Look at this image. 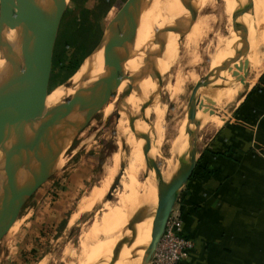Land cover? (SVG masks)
I'll return each instance as SVG.
<instances>
[{"label":"bare ground","instance_id":"1","mask_svg":"<svg viewBox=\"0 0 264 264\" xmlns=\"http://www.w3.org/2000/svg\"><path fill=\"white\" fill-rule=\"evenodd\" d=\"M66 1L67 0H41L37 2L35 6L28 8L25 12L28 33H22L21 40L25 47L32 52L36 60L43 66L45 57L44 54L41 53V49L43 48L45 39L48 38L50 22L54 13H60V11L64 9ZM213 1L214 0H193L199 14L196 16L190 31L184 37V47L191 49L196 48L197 42L202 38H206L211 25L214 24V20L201 15L212 7L214 4ZM240 1L242 2L243 0ZM222 2L224 5L222 14L225 17L224 21L227 35L214 36L215 51L218 52L216 53L214 50L213 52L207 51L206 57L211 62L213 69L216 67L215 65L219 63L225 66L229 65L230 58H234L235 62L230 69L228 67L224 68L220 74L219 80L207 85V89L204 91L205 98L215 87L220 90L219 95L214 96L215 100H213L211 104L207 103V101H205V103L201 102L204 104L200 103L202 105V110L205 109V117L209 115L207 116V120L204 119V122H213L214 126L217 128L222 127L228 119L229 114L224 112L222 108L223 105L231 101L235 95L231 86L235 85L236 81L240 80L246 73L254 72L255 74H260L264 69V0H247L252 18L250 22L252 23L253 21L256 32H253V27H251L249 30L250 43H242L233 53L230 49H225L226 45L230 43L232 39L238 38V33L240 36L245 35L248 27L236 11L237 0H222ZM54 4L55 7H53ZM181 17L182 19H187L188 13L180 6L178 0H152V2L144 8L134 28V35L131 43V60L127 62L125 66L127 75L136 74L141 65L143 54L155 49L153 39L156 31L158 29H163L169 24L172 25L175 23V20ZM249 18L246 16L245 20ZM236 21L237 30L235 29ZM14 34L13 31L6 33L7 40L12 43V46H14V41H16ZM165 38L167 40L166 50L163 57L156 62L154 71H160V73L167 75L179 60L177 49L180 47L181 43L178 42V36L171 33L166 35ZM0 49V110L7 112V105L9 112L11 111L14 93L8 90V87L2 80V74L6 72L10 83H12L13 87L19 89L20 92L26 91L33 81V77L28 73L26 63L24 59L19 56L17 49L8 47L6 42L2 39H0ZM195 50L192 49L191 52ZM102 73L103 57L102 53L98 52L93 55L91 61L88 60L83 63L79 72L69 83L70 85L59 86L49 93L45 92L42 87L38 95L30 99L27 106L28 111H26L34 114H42L45 111H49L68 97L74 95L79 87L96 81ZM154 77L155 74L151 72V74L141 81L137 88L131 91L130 94H124L122 96L124 97L123 100L126 99L125 103L129 107V112L122 116L120 123H117V125L119 124L117 131L119 136L121 135V138L122 136L126 138L128 151L127 168L124 173L125 177L116 193L117 207L115 208L112 204L106 203V206L104 205V210L106 212L102 214L101 217L98 216V218H96L89 230L82 232L79 238L80 256L77 259V264H103L105 260L103 262L102 259L105 257H111L112 259L111 251L114 245L133 228L136 230V238L122 247L116 264H139L145 249H147L151 241V216L156 208L157 198L165 193L167 181H169L176 170L179 169L181 165V152L183 153V149H185L184 141H186V139H184V141L181 139L182 136L177 137L176 135V138L169 142L167 150L168 158L166 159L165 157V159H161L162 161L156 159L163 144L160 130L157 129V120L160 121V111L157 107L161 109L172 102L176 98L175 96L181 93L186 83L195 82L197 84L202 80L193 73L185 74L182 67L173 72V75L168 77L170 78V85L166 84L164 86L162 82L160 87L161 91L159 90V95L160 98L162 96V105L160 104L159 106V103H157V96H155L151 106L145 110L144 115L146 119H150L152 114L155 115V119L149 122H143L140 119L142 109L141 107L140 109L138 108L140 103L147 100L148 97L153 96L158 88ZM251 83L252 82H250V84ZM140 87H148L150 91L143 94L140 92ZM200 100L202 99L200 98ZM208 111H212L211 114H209ZM100 112H102L103 117L106 118L113 112V107L105 106ZM135 132L141 134L153 133L156 136L152 140L149 155L151 154L150 158L153 160L152 162L156 166L158 165L157 173L152 170H147L145 172V163L141 153V145L143 142L137 140ZM179 143L180 148H178ZM196 151H192V156L195 158L198 155ZM120 159L121 157L119 155L114 154L110 161L103 166L104 178L98 185L88 189L78 200L73 214L69 217L68 227L77 224L83 216L87 215V213H89V211L103 198L109 188H111L113 178L120 170ZM61 161L62 159L59 157L52 169L56 170L59 168L62 165ZM141 171L146 173L145 179L142 183H138V176ZM73 254L74 252L71 251V255Z\"/></svg>","mask_w":264,"mask_h":264},{"label":"water","instance_id":"2","mask_svg":"<svg viewBox=\"0 0 264 264\" xmlns=\"http://www.w3.org/2000/svg\"><path fill=\"white\" fill-rule=\"evenodd\" d=\"M39 1L41 0H0V39L4 40L8 47L18 50L19 56L26 63L28 73L33 77V81L26 91L20 92L10 83L7 73L2 74V80L8 90L13 91L14 99L11 103V111L0 110V242L18 220L26 203L48 181L52 171H54L52 168L56 160L74 143L77 136L106 106L110 98L117 93L130 94L152 72L155 74L154 80L158 88L148 101L142 102V115L140 116L143 122H149V118L146 119L144 113L151 106L155 96H158L162 85L164 74L160 71H154V69L156 62L163 57L166 50L167 40L165 37L170 33L174 34L178 36V42L182 43L198 12L193 0H178L180 6L188 13L187 19L181 17L175 20L172 25L169 24L163 29H158L153 39L155 49L143 54L141 65L136 74L127 75L125 66L131 60V43L136 22L144 8L152 2V0H127L106 25L97 46L83 61V63L88 60L91 61L93 55L101 52L103 57L102 75L93 83L79 87L74 95L53 109L42 114H34L27 112V106L30 99L36 97L42 87L45 92H48L46 83L62 13H54L50 22L48 38L46 37L47 39H45L41 49V53L45 57L43 66L21 40L22 33H28L25 12ZM236 3V11L247 25L248 30L245 35L239 36L226 45L225 49H230L232 53L242 43L249 42V30L254 26L253 21L250 22L252 18L247 0L242 2L237 0ZM246 16L250 18L245 20ZM252 30L254 31V28ZM11 31L15 33L14 46L6 37V33ZM229 61L227 66L220 63L216 64L211 73L192 90L185 115L187 147L183 150L179 169L166 183L165 193L157 198L156 208L151 216V241L139 264L150 262L180 194L196 167L198 157L192 156V151H196L198 132L194 121L198 100L196 96L200 89L219 80L224 68L230 69L233 66L235 59L230 58ZM121 99L124 101V97ZM128 112L129 107L124 102L123 107H120L115 113L116 126L121 120L120 114H127ZM151 138L150 134L137 133V139L143 142L141 150L144 163L148 170L157 173L158 168L149 155ZM121 167L123 168L122 165ZM121 177L122 174L114 178L106 195L105 204L111 200ZM135 238L136 230L133 228L114 245L110 264L117 263L122 247Z\"/></svg>","mask_w":264,"mask_h":264},{"label":"rangeland","instance_id":"3","mask_svg":"<svg viewBox=\"0 0 264 264\" xmlns=\"http://www.w3.org/2000/svg\"><path fill=\"white\" fill-rule=\"evenodd\" d=\"M126 1L127 0L66 1L64 9L61 10L62 13L60 11L61 15L58 24V31L46 83L48 90L47 93L59 86L70 85L69 83L79 72L78 69L82 67L81 64L85 58L99 43L106 25L117 14ZM213 3L211 8L205 11V13H201V16L209 17L214 20V24L211 25L206 38L200 39L197 42V49L192 48L193 50L196 49L192 52L191 48L183 46L185 38L183 39L180 47L177 49V51H180L178 55L179 60L173 66L171 71L162 78L164 86L166 84L170 85V78L168 77L173 75V72L181 67L185 74L193 73L202 80L213 70L211 62L206 57L207 51L213 52V50H216L213 41L214 36L227 35L224 21L225 17L222 14L224 10L223 2L222 0H214ZM198 14L199 11L197 12V15ZM236 27L237 21L235 25V29L237 30ZM253 28V32H256V28L254 26ZM238 36H240L239 33ZM233 40L234 39L231 41ZM62 55L64 56V59L60 60L59 58L62 57ZM73 63H78V67L76 70L72 71V73L71 65ZM257 75L258 74H255L254 72H248L240 80L236 81L235 85L231 86L235 95L231 101L226 102L223 105L222 110L224 109V112L230 115V112L236 105L238 99L244 94L246 89L252 85V80H255ZM249 81L252 83L250 84ZM197 84L195 82L186 83L183 86L181 93L176 95V98L172 102L164 106V108H161L162 110L160 107H157L160 111L157 110L160 113V121L157 120V129L160 130L161 137L163 138L162 147L156 157L157 160L162 161L165 157L166 159L168 158L167 150L169 142L176 138V135L177 137L182 136L181 139H183V141L186 139V141H184V148L187 147L188 137L186 133L185 115L188 100L193 88ZM206 89L207 86L200 89L196 96L197 99L199 98V101L197 100L194 116L195 125L198 130L195 145L197 154L221 128L215 127L213 122H204V119L207 120V116L209 115H206L205 117V109H203L204 111L202 110L201 104H204L205 101L211 104L213 100H215L214 96L219 95L220 93V90L215 87V89L210 92L211 94L208 93L210 95L207 94V97L205 98L204 91H206ZM140 90L143 94L150 91L148 87H140ZM119 94L120 93L114 94L106 104V106L113 107V112L106 118L103 117V114L100 111L95 115L90 124L77 136L74 143L61 155L62 165L52 171V175L48 181L32 196L21 210L18 220L13 224L14 227L12 225L8 233L0 242V264H77V259L80 256L79 238L82 232L90 229L98 216L101 217V215L106 212L104 210V205L109 190L96 206H94L87 215L83 216L77 224L68 227L69 217L73 214L81 196L91 187L98 185L104 178L103 166L110 161L114 154L121 157L120 170L116 176L122 174V177L111 200L107 204H112L115 208L117 207L116 193L125 177L124 173L127 168L128 151L126 138L123 136L121 138V135L119 136L117 131L119 124L116 126L115 113L120 107H123L124 102H126V99L124 101L121 99L123 94ZM200 98L202 100H200ZM148 100L149 97L146 101ZM157 100L159 106L160 104L162 105V96L160 98L159 93ZM142 104L143 103L139 105L138 109H140ZM6 109L8 112L7 105ZM208 112L211 114L212 111ZM123 115L124 114H120L121 118ZM154 119L155 115L152 114L149 121ZM135 134L137 136L136 132ZM144 135L149 134L144 133ZM150 135L152 137L150 143L151 150L152 140L156 136L153 133H150ZM178 148H180V143ZM145 168L146 172L148 170L146 165ZM145 172L141 171L138 176V183L144 181ZM71 251L74 252L73 255H71ZM111 260V257H105L102 259L104 262L103 264H110Z\"/></svg>","mask_w":264,"mask_h":264},{"label":"crops","instance_id":"4","mask_svg":"<svg viewBox=\"0 0 264 264\" xmlns=\"http://www.w3.org/2000/svg\"><path fill=\"white\" fill-rule=\"evenodd\" d=\"M238 101L174 207L194 241L181 264H264V69Z\"/></svg>","mask_w":264,"mask_h":264},{"label":"built area","instance_id":"5","mask_svg":"<svg viewBox=\"0 0 264 264\" xmlns=\"http://www.w3.org/2000/svg\"><path fill=\"white\" fill-rule=\"evenodd\" d=\"M194 248V241L183 233L182 220L173 210L165 232L148 264H181Z\"/></svg>","mask_w":264,"mask_h":264},{"label":"trees","instance_id":"6","mask_svg":"<svg viewBox=\"0 0 264 264\" xmlns=\"http://www.w3.org/2000/svg\"><path fill=\"white\" fill-rule=\"evenodd\" d=\"M60 60L62 59H64V56L62 55V57H60L59 58ZM77 67H78V63H73L72 65H71V72L72 71H74V70H76L77 69ZM73 73V72H72Z\"/></svg>","mask_w":264,"mask_h":264}]
</instances>
